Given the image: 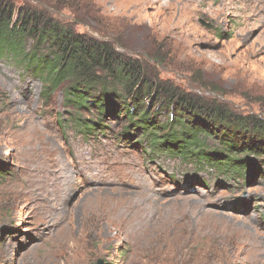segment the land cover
I'll return each mask as SVG.
<instances>
[{
	"label": "rangeland",
	"instance_id": "rangeland-1",
	"mask_svg": "<svg viewBox=\"0 0 264 264\" xmlns=\"http://www.w3.org/2000/svg\"><path fill=\"white\" fill-rule=\"evenodd\" d=\"M5 1L264 119V23L228 13L230 0ZM63 96L0 61V264H264V156L243 174L149 157L122 115L79 113L103 126L84 136Z\"/></svg>",
	"mask_w": 264,
	"mask_h": 264
},
{
	"label": "trees",
	"instance_id": "trees-1",
	"mask_svg": "<svg viewBox=\"0 0 264 264\" xmlns=\"http://www.w3.org/2000/svg\"><path fill=\"white\" fill-rule=\"evenodd\" d=\"M0 61L40 81L48 95L62 91L84 136L103 130L98 122L108 114L122 115L126 134L139 133L149 157L162 154L243 174L250 156H264L263 118L239 115L222 102L159 83L143 61L77 33L44 10L0 0ZM162 101L159 110L151 108ZM162 108L168 111L165 121L159 120ZM84 111L94 112L98 122L81 118ZM211 141L220 148L213 150Z\"/></svg>",
	"mask_w": 264,
	"mask_h": 264
},
{
	"label": "bare ground",
	"instance_id": "bare-ground-1",
	"mask_svg": "<svg viewBox=\"0 0 264 264\" xmlns=\"http://www.w3.org/2000/svg\"><path fill=\"white\" fill-rule=\"evenodd\" d=\"M227 6L226 11L237 19L253 20L256 24L264 23V0H230ZM41 199L46 200L44 196ZM39 204L42 207L46 206V204Z\"/></svg>",
	"mask_w": 264,
	"mask_h": 264
},
{
	"label": "water",
	"instance_id": "water-1",
	"mask_svg": "<svg viewBox=\"0 0 264 264\" xmlns=\"http://www.w3.org/2000/svg\"><path fill=\"white\" fill-rule=\"evenodd\" d=\"M98 264H103L102 260H99Z\"/></svg>",
	"mask_w": 264,
	"mask_h": 264
}]
</instances>
